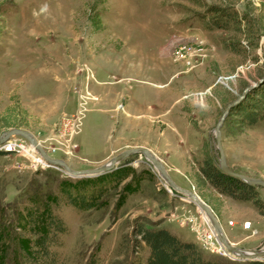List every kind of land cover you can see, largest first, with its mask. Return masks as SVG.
<instances>
[{
	"label": "rangeland",
	"instance_id": "obj_1",
	"mask_svg": "<svg viewBox=\"0 0 264 264\" xmlns=\"http://www.w3.org/2000/svg\"><path fill=\"white\" fill-rule=\"evenodd\" d=\"M209 5L264 13V0H0V134L25 130L48 157L73 170L146 147L176 185L211 209L231 244L259 249L264 214L250 201L216 193L201 182L198 168L206 153L217 164L212 129L224 107L261 76L264 36L239 53L224 49L223 40H245L233 30L202 28L198 14ZM96 16L100 28L93 29ZM76 115L78 121L66 124ZM219 131L226 164L264 180V119L251 126L222 121ZM7 141L33 152L4 151ZM39 155L18 134L0 143V203L47 194L59 179L100 175L70 176L59 165L35 164ZM107 172L123 175L98 206L55 210L67 226L58 249L63 264L91 257L97 264H129L145 256L132 241L137 223L164 227L206 257L239 260L216 237L204 246L201 233L213 231L210 221L142 153ZM253 186L264 202V188Z\"/></svg>",
	"mask_w": 264,
	"mask_h": 264
},
{
	"label": "trees",
	"instance_id": "obj_2",
	"mask_svg": "<svg viewBox=\"0 0 264 264\" xmlns=\"http://www.w3.org/2000/svg\"><path fill=\"white\" fill-rule=\"evenodd\" d=\"M254 9L256 12H243L230 6L209 5L203 13L198 14V21L206 30H233L243 37L241 39L245 42L242 43L239 40L221 42L224 49L239 53L240 46L247 48L256 45L259 36H264V23L260 22L264 13L260 7ZM95 19L92 22L93 29L100 28L97 16ZM261 55L263 61L258 76L264 74V52ZM262 119L264 79L229 108L223 121L234 126H251ZM107 173L73 180L59 179L54 190L47 194L32 192L22 197L18 204L0 203V264H63L58 249L67 226L55 210L61 205L71 206L77 211L98 206L100 199L123 175ZM108 176L112 180H105ZM198 177L216 193L250 201L259 213L264 214V202L255 187L222 173L208 153L201 160ZM133 236L134 246L137 251L145 248V256H139L129 264H264V259L224 262L206 257L194 242L184 241L164 227L148 228L137 223L133 228ZM85 264H97V259L91 257Z\"/></svg>",
	"mask_w": 264,
	"mask_h": 264
},
{
	"label": "water",
	"instance_id": "obj_3",
	"mask_svg": "<svg viewBox=\"0 0 264 264\" xmlns=\"http://www.w3.org/2000/svg\"><path fill=\"white\" fill-rule=\"evenodd\" d=\"M262 79H264V74H262L259 78H257V80L246 85L241 90L240 94L237 95L234 99H232L224 107V109H223L222 113L220 114L215 126L212 129V133H213L214 144H215V147H216L217 152H218V159H217V164H216L217 168L222 173L227 174L229 176H232L234 178H237V179L241 180L242 182H245L249 185H257V186L264 188V180L252 178V177L246 176L242 173L236 172L232 167H229L226 164L225 159H224V155H223L222 146L220 143V131H219V127H220L225 115L227 114L229 108L232 105H234L241 97H243V95L249 89H251V87L255 86ZM12 134H18V135L23 136L30 144H32L35 147L36 150H38V152L40 153V155L43 158H45L47 161H49L50 163H52L54 165L61 166L68 175L74 176V177L93 176V175H98V174L104 173V172L110 170L113 167L114 163H116L118 160H120V159H122V158H124V157H126L132 153L140 152L157 169L159 175L162 177V179L165 181V183L168 184V186L170 188H172L174 191L186 196L190 201H192L208 217V220L210 221L209 224L211 225V227L214 231V234H215V237H216L218 243L221 246H223V248L225 249V251L228 254H231L233 256V258L239 259V260H248V259L262 260V259H264V246L259 248V249H244V248H240L238 246L231 244L225 238V236L222 232L221 226H220L218 220L216 219V217L214 216V214L212 213L211 209L204 202H202L194 192L187 190V189H184V188H181L178 185H176L171 180V178L168 176L166 171L164 170V167H163L162 163L160 162V160L157 157H155L154 154L149 149H147L146 147L139 146V147H134V148H129V149L123 150V151L115 154L114 156H112L105 163H103V164H101L95 168L73 170V169L69 168L64 163L63 160L48 157L46 155V153L38 145V143L33 138V136L25 130H22L19 128H11V129H7V130L3 131L0 134V143L3 142L6 138H8Z\"/></svg>",
	"mask_w": 264,
	"mask_h": 264
},
{
	"label": "built area",
	"instance_id": "obj_4",
	"mask_svg": "<svg viewBox=\"0 0 264 264\" xmlns=\"http://www.w3.org/2000/svg\"><path fill=\"white\" fill-rule=\"evenodd\" d=\"M80 112H81V107L78 109V113H80ZM78 120H79V116L78 115L72 116L69 120H67L66 124L67 123H74V122H76ZM1 147H3L2 149L4 151L16 150V148H20V150H22L26 154H29L30 152H33V148H31L30 146L29 147H23L20 144L18 145L17 143L11 142V141L4 142L1 145ZM30 149H32V150H30ZM33 161H34L35 164H39L40 166H48L47 163H50L49 161H47L45 158H43L40 155L39 156H33ZM50 164H52V163H50ZM214 237H215V235H214V233H213V231L211 229L201 233V240L203 241L204 246L206 248L210 245V243H209L210 241H207V240H210L211 238H214ZM219 250H220V248H219Z\"/></svg>",
	"mask_w": 264,
	"mask_h": 264
},
{
	"label": "bare ground",
	"instance_id": "obj_5",
	"mask_svg": "<svg viewBox=\"0 0 264 264\" xmlns=\"http://www.w3.org/2000/svg\"><path fill=\"white\" fill-rule=\"evenodd\" d=\"M32 145V144H31ZM33 146V145H32ZM34 147V146H33ZM32 148V147H31ZM205 215V214H204ZM206 216V215H205ZM207 217V216H206ZM208 218V217H207Z\"/></svg>",
	"mask_w": 264,
	"mask_h": 264
}]
</instances>
